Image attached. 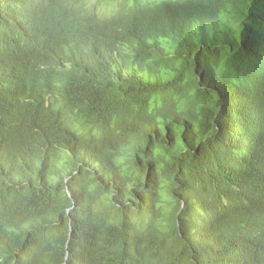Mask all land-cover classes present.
Segmentation results:
<instances>
[{"label": "trees", "instance_id": "trees-1", "mask_svg": "<svg viewBox=\"0 0 264 264\" xmlns=\"http://www.w3.org/2000/svg\"><path fill=\"white\" fill-rule=\"evenodd\" d=\"M12 126L0 264H264V0H0Z\"/></svg>", "mask_w": 264, "mask_h": 264}, {"label": "clouds", "instance_id": "clouds-1", "mask_svg": "<svg viewBox=\"0 0 264 264\" xmlns=\"http://www.w3.org/2000/svg\"><path fill=\"white\" fill-rule=\"evenodd\" d=\"M62 133V131H61ZM24 132L17 126H12L0 137V171L8 168L20 167L26 157L32 163H40V160H47L52 148L48 136L38 139L33 145L35 150L23 145Z\"/></svg>", "mask_w": 264, "mask_h": 264}]
</instances>
